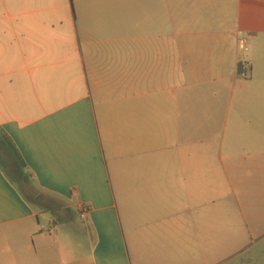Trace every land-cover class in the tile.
I'll return each instance as SVG.
<instances>
[{
    "label": "crops",
    "instance_id": "0c3cea01",
    "mask_svg": "<svg viewBox=\"0 0 264 264\" xmlns=\"http://www.w3.org/2000/svg\"><path fill=\"white\" fill-rule=\"evenodd\" d=\"M0 129V264H264V0H0Z\"/></svg>",
    "mask_w": 264,
    "mask_h": 264
},
{
    "label": "trees",
    "instance_id": "16d2710c",
    "mask_svg": "<svg viewBox=\"0 0 264 264\" xmlns=\"http://www.w3.org/2000/svg\"><path fill=\"white\" fill-rule=\"evenodd\" d=\"M0 168L5 173L7 172V176L9 172L12 177L11 181L15 185L27 178L25 173L28 170L26 163L15 144L2 129H0Z\"/></svg>",
    "mask_w": 264,
    "mask_h": 264
},
{
    "label": "rangeland",
    "instance_id": "374dc122",
    "mask_svg": "<svg viewBox=\"0 0 264 264\" xmlns=\"http://www.w3.org/2000/svg\"><path fill=\"white\" fill-rule=\"evenodd\" d=\"M7 173V172H6ZM27 178L23 179L19 184H16V187L22 192V194L33 203H38V199L42 200L44 198L43 193L36 186L35 181L32 176L29 174L28 170L25 171ZM8 177L12 179L11 175L8 172Z\"/></svg>",
    "mask_w": 264,
    "mask_h": 264
},
{
    "label": "built area",
    "instance_id": "2783aa9c",
    "mask_svg": "<svg viewBox=\"0 0 264 264\" xmlns=\"http://www.w3.org/2000/svg\"><path fill=\"white\" fill-rule=\"evenodd\" d=\"M240 45L241 47L247 51L248 48H247V41L245 39H242L240 41ZM250 71H251V66L248 62H243L241 65H240V77L243 78V79H246L248 78L249 74H250ZM88 212V210H84V214Z\"/></svg>",
    "mask_w": 264,
    "mask_h": 264
}]
</instances>
